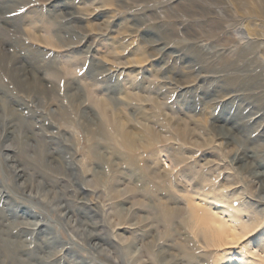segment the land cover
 <instances>
[{"label":"rangeland","instance_id":"374dc122","mask_svg":"<svg viewBox=\"0 0 264 264\" xmlns=\"http://www.w3.org/2000/svg\"><path fill=\"white\" fill-rule=\"evenodd\" d=\"M0 264H264V0H0Z\"/></svg>","mask_w":264,"mask_h":264},{"label":"bare ground","instance_id":"6f19581e","mask_svg":"<svg viewBox=\"0 0 264 264\" xmlns=\"http://www.w3.org/2000/svg\"><path fill=\"white\" fill-rule=\"evenodd\" d=\"M248 35V34H247ZM119 126V125H118ZM117 132V131H116ZM124 144V143H123ZM130 149V148H129ZM16 170V169H15ZM20 175V174H19ZM164 212H166V214L164 213ZM164 214H163V218L164 219H167V220H169L171 217H173V214H172V212L170 211V210H164ZM176 212V211H175ZM194 215H195V217L197 218L198 217V219L200 220V222L202 223V224H207L208 222H210V219H208V218H206L205 216H203V215H200V214H195L194 213ZM169 218V219H168ZM251 220V221H250ZM248 221H250L249 223H246V228H248L249 230L250 229H254L255 227H256V220L253 218H250ZM209 234H210V238H211V240L213 241H218V240H222V237L224 236V233L221 231V230H219V229H215V228H213V229H207L206 230ZM219 242V241H218Z\"/></svg>","mask_w":264,"mask_h":264}]
</instances>
